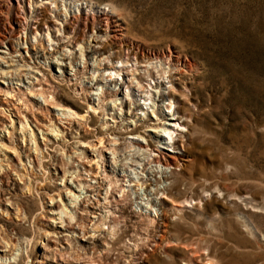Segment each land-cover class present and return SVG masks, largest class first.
Here are the masks:
<instances>
[{"label":"rangeland","instance_id":"obj_1","mask_svg":"<svg viewBox=\"0 0 264 264\" xmlns=\"http://www.w3.org/2000/svg\"><path fill=\"white\" fill-rule=\"evenodd\" d=\"M33 1H39L33 3L36 16H31L29 3L19 4V0H9L12 11L0 14V39L11 25L16 29L11 41L0 45V264H76L78 260L87 264L91 257L101 262L105 258L101 264H264V0H79L83 4L78 6L76 0H56L55 7L54 0H42L46 7L41 0ZM81 7L82 13L94 17L108 10L125 29L127 39L147 49L172 50L195 64V71L184 80L190 91L182 88V109L193 112L196 123L192 143L183 136L186 128L178 124L172 126V138L167 134H162L160 142L150 138L152 146L165 154H181V141L190 145L196 159L190 171L199 179L191 188L185 176L168 198L155 194L153 186L147 190L129 186V180L147 179L144 164L156 170L145 155L148 148L137 152L121 140L120 153L112 154L103 149L107 137L98 143L108 127L120 130L119 121L122 126H134L140 113L141 117L152 115L153 102L148 97L155 95L156 83H162L163 92L173 86L168 78L154 75L138 87L136 75L144 73V66L134 61L122 65L113 58V50H101L107 39L96 29L80 30L84 39L72 42L73 33H65L64 16ZM123 51L124 55L130 52ZM84 61L86 73L74 79L72 72L81 71ZM39 83L58 102L85 117L64 118L53 104L36 95ZM98 85L118 88L119 94L111 97L116 102L106 98L99 109L97 95L89 100L87 94L96 93ZM127 100L143 108L135 110L131 119L124 114L129 109L124 107ZM166 104L168 114L179 106L174 99ZM194 129L205 137L196 135ZM123 137L145 142L136 135ZM83 141L88 146H81ZM92 171L99 179L90 177ZM202 173L209 179L201 177ZM157 175L162 180V174ZM96 180L105 187L113 183L114 190L122 183L129 197L123 200L117 191L110 196L115 211L110 218L116 229L121 228L117 232L138 233L143 235L141 241L124 240V245L117 242L118 247L116 242L104 244L102 236L87 238L92 223L86 215L87 198L97 212L104 214L110 208L96 202L104 204L103 191L98 196L86 189ZM166 185L168 181H161L159 187ZM118 208L123 212H117ZM163 210L168 214L161 218ZM178 215L185 216L175 222L181 220V229L173 225ZM86 227L89 232L82 237ZM54 230L62 231L60 237ZM65 241L70 254L55 249L59 242L65 247Z\"/></svg>","mask_w":264,"mask_h":264},{"label":"bare ground","instance_id":"obj_2","mask_svg":"<svg viewBox=\"0 0 264 264\" xmlns=\"http://www.w3.org/2000/svg\"><path fill=\"white\" fill-rule=\"evenodd\" d=\"M34 2L35 1H33V0H19V4L20 3H25V4L26 3H29V8H30V12H31L30 14H31V16H32L33 13H34L35 16L37 15V13H36L37 12L36 7H35V5L33 6V3ZM38 2L39 1H36L35 4L37 5ZM41 2H42V0H41ZM52 3H54V7L57 5L56 4V0L52 1ZM82 4H83L82 2H79V0H76V5L77 6L78 5H82ZM42 5H43V7H46V6H44V3L43 2H42ZM81 10H82V7H81V9L78 8V12L77 13H74L73 12V14H70V12H67V13H65V16H64L65 19H66V21H67V24H66V32L65 33L66 34L73 33V37H72V40H71L72 42H74V43H81V40L84 39L83 36H82L83 34L80 33V30H83L84 33H85V32H87V31H85L86 29H91L92 31L94 29H96L97 30V33L102 34L107 39V41L105 43H101V47H102L101 50H105L106 48H109L110 50H113V58L116 59L117 62L122 63V65L124 63H128V62L134 61L138 65L140 64L141 66H144V67H141V69L144 70V73L143 74H140V75H136V80H137L138 87H142V80L154 79V75H156V77H159V78L160 77L161 78L162 77L168 78L169 79L168 82H171L172 83V86H173L172 90H169L168 92H163L160 89L162 87V83L161 84L156 83L157 85L153 88V89H157L155 91V95L153 94V97H148V99H151L152 102H153L152 105H151V107H154L153 110H152V115L150 116V114H149V117H145V115L143 117H141L142 113H140L141 115H139V119L135 121V125L134 126H131L132 123L131 124L130 123H127V125H125V126L123 125L122 126L121 125L122 123L121 124L119 123V122H122V121H119L118 122V125H119L120 130H118L116 128L108 127L107 131H105V133L98 138V140H97L98 143H100V144L104 143L105 140L103 141V139L105 137H107V139H108L107 140L108 141V145H105L104 144L103 145V147H104L103 149L106 150V151L107 150H110L112 154H116L117 153V151L119 149V146H117V145H120L121 144V140H122V143L127 142V145H126L127 147L130 146L132 148L133 147L134 148H137L138 149L137 152H139L142 149H147L148 148L149 151L147 150L148 153L145 154V155L151 157V160L148 163H154L155 164L154 166H155L156 170H153L154 168L152 169V167L150 169H147L146 168V164H144L145 166L142 167V171L143 170H146L148 172L147 179H144L141 182H140V180H138V181L132 182V183H131V180H129V186H137V187H140V188L142 186H144V190H147L150 186H153L154 187L155 194H159L160 193L163 198H168V194H169V192L172 191V189H178V185L181 182L183 184L184 181L182 179H183L184 176H185L184 177V180L186 178V182H187V183L185 182L186 183V186L189 187L190 185H193L199 179L196 180L195 177L193 176L192 171H190V170L193 169V167H194L193 165L195 164V161H196V159L194 158L193 154L191 153V150H189V148H188V146H190V145L187 146L185 141H184L185 143L183 141H181L180 142L181 145L179 144L182 147V153L181 154H179V155L178 154H176V155H173V154H165L164 151L158 150L157 148H155V147L152 146V140L150 138L151 137L156 138L157 139V142H160V139H162V136H164L162 134H167L170 138H172L171 133L173 132L172 129H174V128H172V126L178 124L179 126H182V127H185L186 128L187 132L183 136H188L187 141L189 140L191 142V139L193 140V138H191L193 136L192 135L193 134L192 127L196 123H194L193 114H192L193 112H191V113L189 112L188 113V112H185L184 109H182V106L184 105V102H183V99L184 98H182V96L185 95L183 89L184 90H189V88H190L186 83H184V80L186 79L187 75L190 74L192 70H194L195 64L193 62H191L190 60H186V59L182 58L180 55L176 54L172 50L156 51V50H153V49H147L143 45L138 44V43H136V42H134V41H132L130 39H127L125 37V33H124L125 29L119 23H115L114 18L112 17V15L110 14V12L108 10L107 11H103L102 13L98 14L96 17H94V16H88V15L82 13ZM10 11H12V9H11V6L9 5V0H0V14H4V13L8 14ZM10 20L11 19L8 18V15H6V21H7V23H9L11 25V21ZM15 31H16V29L14 28L13 25H11V29L8 31V34L4 36V39H0V45H4L5 44V40H7V39H8V42H9V40L11 41V37L15 36V34H16ZM84 37H85V34H84ZM11 48L14 49V43L13 42L11 44ZM124 48L126 50H129L130 51L126 55L123 54V52H124L123 49ZM1 52H4V51H1ZM57 65H62V62H57ZM73 66H75V65H73ZM87 66H88V64H87ZM87 66H86V61H84L83 62V65L81 66V71H79L78 69L75 68L74 69V72H72V75L74 76V79L79 78L78 75H80V74H83L84 75V73H86V67ZM133 66H134V64H133ZM115 68L116 67H114V66L111 67V69H115ZM125 69L127 70V68H125ZM122 70L123 69H118V71H122ZM131 70H134V69L132 68ZM135 70H138V68L135 67ZM154 71H155V74H154ZM65 74H66V71H65ZM43 79H44V77H43ZM80 80H81V78H80ZM180 82H183V84H184L183 87L179 86V83ZM188 82H190V80ZM38 85H39V87H38V91L36 92V95L42 96L43 99H44V102L53 104L56 107V110H58V111L60 110L61 113L64 114V118H67V116L68 117L69 116L70 117L77 116V117H81V118L85 117L84 115H82L78 111L72 110L73 109L72 107L67 106V105H64L61 102H58L57 99H56V97L54 95H51L50 96V94L48 93L49 91L47 92V89H43V87L41 86L40 83ZM84 90L86 92V88ZM95 90H96V93L90 92L91 95L90 94H87V95L89 97L88 98L89 100L92 97V95H94V94L97 95V97H98L97 101H98V108L99 109L102 108L100 106V103L101 102H105L104 100H106V98H111L113 95L114 96H117L119 94L118 88H116V87L113 88V89L110 88V87L109 88L107 87V88L103 89L102 87L99 88V85H98V87H96ZM80 93H82V92H80ZM6 94H9V92L6 91ZM173 99H174L175 102L179 103V106L175 110H173V112L171 114L170 113L168 114L167 113V110H168L169 106L166 103H167V101H169V102L172 103V100ZM85 100H86V98H85ZM110 100L112 102H116L117 98L114 97L113 99L111 98ZM145 100H146V98H145ZM190 100H191V98H188V101H190ZM37 101H39V100H37ZM39 102H41V101H39ZM147 103H144V104H147ZM120 104H121L120 107H122V102ZM193 105H194V107H196L197 104L192 103V106ZM156 106H157V109L155 110V107ZM190 106H191V104H190ZM124 107L125 108L127 107V109L129 108L127 111L124 112L125 115H129V116L126 117L127 119H131L132 117L136 116L137 113H135V110H138V109L143 110V108L141 107V104L138 103V102H136V101H128V100L125 101ZM90 108L93 109V110H96L97 109V107L95 108L91 104H90ZM187 108H188V106H187ZM143 114H146V112L144 111ZM126 118L124 120H126ZM182 118H184V119L181 122H179V120L182 119ZM193 123H194V125H193ZM141 129H143V130H141ZM195 129H194V132L196 133ZM53 131H55V128L53 129ZM204 133H205V131H204ZM198 134L204 136L203 133L202 134L198 133ZM198 134L196 133V135H198ZM124 135H133V136L136 135V136H138L140 138L145 139V142H143L142 140L139 141L138 139L136 141H132V140L131 141H126V137H123ZM109 136H113V137H109ZM202 138H200L199 140H201ZM196 139H198V137ZM199 142H201V141H198V143ZM87 144H88V142L87 143L85 141L81 142V146H83V147L88 146ZM96 144H94V145H96ZM153 145H154V143H153ZM173 145H175L174 146L175 149H178L179 148L177 142H174ZM1 146L3 147V145H1ZM129 149H131V148H129ZM193 150H196V148H194ZM155 151H157L156 152V155L155 156H152V153H154ZM118 152L120 153V151H118ZM177 167L180 168V171H174V170H172V168H177ZM187 170H188V172H187ZM182 171H186V172H182ZM152 172H153V174H152ZM209 172H211V171H209ZM160 173L162 174V180L157 175V174H160ZM96 174H94L93 171H92V172H90V177L93 178V179H99V177H97L98 175H96ZM215 174H214V176H215ZM224 174H225V172H224ZM180 175L182 177H180ZM210 175H211V173H210ZM202 176L204 178H206V179L208 178L206 175H204V173H202L201 177ZM225 176H227V175H225ZM213 180H214V178H213ZM161 181H165V182L168 181L169 182V185H166L165 187H163L161 189L159 187V184L161 183ZM207 182H209V181H207ZM95 183H96L95 185L87 184L86 185V189L87 190H90V191H93V193H94V191H96L97 192L96 195H98V196H100L102 194V191H103V194L104 195H103L102 198H103V202H104L105 205L103 203H102L103 205L101 203H98V201H96V202L102 208H106L107 206H109L110 208L108 210H106V211L104 210V214L103 213H100V212H97L98 208L94 205V203L92 201H89L90 198L89 199L87 198L86 202H89V203L87 204V207H86V215L89 216V218L91 217V219H89L88 221L89 222H92V223H91V226L89 227L90 232L87 230L88 227H86V232H84L81 229L82 232H83L82 237H84L85 234H87L89 232L90 235L87 238H89V237L91 238L92 236L94 238L95 237L102 236V238H103L102 240L104 241L103 242L104 244H108L109 242H116V245H117V242L123 243L124 240H127L128 242H130V241H132V242L141 241L143 235L140 236V235H138V233H135V234H132L131 233L129 235L128 234L126 235V234H121L122 233L121 231H120L121 233L117 232L119 228H117V229L115 228V225H114L115 220H112L113 218L112 219L110 218V216H112L111 214L113 212H115V211H112L111 210V208H112L113 205L112 206L110 205V203H112V201L109 199L110 196L112 197L114 195L115 191H117V192H121L122 193L121 196L123 197V200L125 199V197L126 198L129 197L127 193H124L125 191H124L123 186L121 185L122 183L121 184H118L117 185V188L114 187V188H116V190L113 189V187H112V184L113 183H111V182H109V184H108L107 187H105L104 184H102V181L100 182V180H96ZM198 183H201V181L198 182ZM116 184L117 183H114V186H116ZM201 184H199V185H201ZM218 184H219V182L217 183V185ZM212 186H215V185H212ZM229 187H227V188H229ZM190 188H191V186H190ZM133 190H135V189H133ZM228 190H231V189H228ZM50 199H52V198H50ZM112 200H113L114 203H116L115 205L118 204L117 203L118 201L115 198L112 199ZM113 208H117V207L114 206ZM117 212L121 213L123 211H121L118 208ZM167 214H168V212L166 210H163L160 216H161V218H163V217H166ZM182 216L183 215H178V218L176 220L174 219L175 221H173L174 222L173 225L176 224V226H177L176 228L181 229L184 226V225L182 226L181 224H179V222L181 220H179L178 224L175 223L178 219H182ZM183 217H185V216H183ZM93 219H94V221H92ZM152 221H154V219H152ZM61 222H63V221H61ZM184 222H186V221H184ZM153 225H154V222H153ZM57 228H58V226H57ZM187 229H188V227H187ZM192 229H194V228H192ZM148 230L150 231V229H148ZM193 231H195V230H193ZM143 232H145V231H143ZM61 233H62V231H59V230L58 231L54 230V232H53V234H55L57 237H60L59 234H61ZM181 233H182V231H181ZM171 234H173V233H171ZM175 234H176V232H175ZM188 234H189V237H190V233H187V235ZM197 235H198V233H197ZM218 236H219V234H218ZM228 236H230V235H228ZM146 237L148 238V236H146ZM177 237L179 238V236H177ZM181 238H182V236H181ZM198 238H199V236H198ZM231 238H232V236H230V239ZM183 239L185 240V238H183ZM224 239H226V238H224ZM209 240H208V242H209ZM148 241H146V242H148ZM126 242H124V243H126ZM124 243H123V245H124ZM58 245L60 246V248L58 247ZM136 245H137V243H136ZM106 247H107V245H106ZM112 247H114V246L112 245ZM120 248H118V249L120 250ZM55 249H56V251L61 252V254H63V253L70 254V251H71V250L69 251V249H71L69 243H67V245H65V247H64L63 244L59 242V244H57V246H55ZM118 249H115V250H118ZM92 250H93V248H92ZM95 253H97V252H95ZM107 253H108V251H106V254ZM71 256H74V255H71ZM85 256H83V257H85ZM88 256H89V254H88ZM104 256H106V255H104ZM90 257H91V255H90ZM81 258H80V260H81ZM86 258L87 257H85V259ZM92 258L93 257H91V259H89V257H88V259L91 260V261H94L95 264H101L103 262V260L105 259L104 258L102 260V262H101V258L98 259V257H97L98 261L94 260L95 258L94 259H92ZM76 259L78 260L77 257H76ZM82 260H83V258H82ZM91 261H89V262L90 263H93ZM78 262H79V260H78ZM78 262H76V264H80ZM109 262H111V261H109ZM90 263H87V264H90ZM8 264H11V262L9 261ZM67 264H70V263H67ZM107 264H109V263H107Z\"/></svg>","mask_w":264,"mask_h":264}]
</instances>
